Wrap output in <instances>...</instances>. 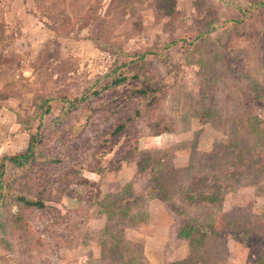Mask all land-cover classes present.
Wrapping results in <instances>:
<instances>
[{
	"label": "rangeland",
	"instance_id": "rangeland-1",
	"mask_svg": "<svg viewBox=\"0 0 264 264\" xmlns=\"http://www.w3.org/2000/svg\"><path fill=\"white\" fill-rule=\"evenodd\" d=\"M263 44L264 0H0V160L39 132L36 159L19 180L9 178V190L49 204H0V264H166L182 256L186 264H264V171H246L217 212L226 240L194 250L178 236L184 217L166 204L157 211V226L169 222L166 211L175 214L165 262L143 239L162 232L108 217L96 201L102 181L111 191L127 184L144 192L157 175L174 187L186 166L205 169L192 161L217 141L227 145L223 158H231L230 142L264 158ZM150 49L162 54L127 66L137 77L77 105L55 99L79 97L127 55ZM150 87L155 100L134 93ZM72 219L81 232L64 248L59 234ZM102 242L111 248L106 259Z\"/></svg>",
	"mask_w": 264,
	"mask_h": 264
},
{
	"label": "trees",
	"instance_id": "trees-1",
	"mask_svg": "<svg viewBox=\"0 0 264 264\" xmlns=\"http://www.w3.org/2000/svg\"><path fill=\"white\" fill-rule=\"evenodd\" d=\"M262 3V2H261ZM257 3L255 2V5ZM249 9H247L248 11ZM238 11L245 14V11L238 7ZM232 22H240L241 20H231ZM219 25L217 22L211 24L207 28V32L214 30ZM206 34V33H204ZM176 39L164 42L162 48H169L170 46L177 43ZM192 44V42H189ZM122 52H118L121 54ZM161 52L157 50H145L142 52H136L133 55H127L131 58L115 66L109 72H106L102 76L96 78V80L87 87V90L79 97L69 98L67 96L56 97L55 99L62 102L63 105L79 104L83 101H89L95 95L103 92L108 88L118 86L126 79L130 77H137L138 74L135 72L131 76L125 74L126 70L129 71L127 66L137 65L142 62L148 55H161ZM262 65L264 69V44L263 52L261 55ZM95 85L98 87L95 88ZM135 94H140L144 97L149 95L155 100V87L136 89ZM146 95V96H145ZM45 101V100H44ZM44 104L38 105L39 109H43ZM49 111L46 107L41 112ZM121 125L116 127V130L121 129ZM181 132V131H180ZM39 132L31 134L29 137L28 144L23 151H20L14 155H5L0 160V204L1 207L6 208L9 201H15L23 206H31L34 208H47L49 206L46 203L47 198L45 197H30L22 192H11L9 190L10 179L19 180L21 178V171L30 162L36 159L37 155L35 147L39 137ZM224 143L217 141L215 143V149L209 156H200L194 159L192 162L195 165L204 164L205 169L200 172H192V167L186 166L183 170L185 171L184 177L180 180L177 185L170 187L168 184L159 179L155 175L154 182L149 185L148 190L144 192H136L131 185H123L115 191L108 189V184L105 181L98 185V195L96 201L98 206L101 207V212L109 216H117L121 219L122 216H127L125 223L133 224L137 228L147 226L149 223V201L152 198L161 200L171 211L177 215L184 217L182 228L178 231L180 238H185L189 242V246H192L194 250L200 248V246L207 245L212 240L227 239L229 233H225L218 230L215 226V216L219 210H222L225 206L226 197L235 190V186L239 183L246 171H264V158L256 155H247L240 146L230 142L228 147L232 150L229 151V159L222 157V150ZM145 151V150H144ZM237 151V152H236ZM228 160L226 164H222L219 170V160L223 162ZM10 167L14 170L5 180L4 176L6 173V167ZM168 182L169 180L166 179ZM260 193V192H259ZM261 194V193H260ZM263 195V194H261ZM144 199L145 203L142 205L140 200ZM195 215H187L190 212H194ZM18 215V212L15 213ZM66 216H69V212ZM74 216V214H73ZM233 221L229 220V223ZM70 225L64 226L62 234H59V244L64 248L72 246L77 240V232H81V223H77L76 220L69 222ZM76 230V232H75ZM85 240H87L82 234ZM114 237V236H113ZM121 238V237H119ZM113 240V239H112ZM115 240V239H114ZM105 242V241H103ZM101 243L100 253L102 258L106 259L109 255L111 248H105L104 243ZM78 245L86 244V241L81 240L76 242ZM225 245V243H223ZM130 253H134L132 249H129ZM135 254V253H134ZM189 261V259H188ZM166 264H186V261L175 260L168 261ZM201 264H207L201 261Z\"/></svg>",
	"mask_w": 264,
	"mask_h": 264
},
{
	"label": "crops",
	"instance_id": "crops-1",
	"mask_svg": "<svg viewBox=\"0 0 264 264\" xmlns=\"http://www.w3.org/2000/svg\"><path fill=\"white\" fill-rule=\"evenodd\" d=\"M162 207H166L165 204L157 199V198H152L149 201V212H150V217H149V226L154 227V230L156 231H160L162 233H156V234H151V232H149V234L151 235H147L145 237H143V239L145 240L146 244L153 245V249L157 250L158 253H161L163 255V262H165V252H166V245H167V240L174 238L176 239V234L177 232L175 231V229H173L175 226V214L173 213H169L168 211H166L168 214H164V218L169 222L167 224H165L164 226H157L152 223V220L154 221L156 218V214L159 215L157 213V211H161ZM166 209V208H165ZM151 222V223H150ZM148 226V227H149ZM178 231V230H177ZM153 233V232H152ZM181 246V245H180ZM93 248V247H92ZM168 253V251H167ZM160 254V256H161ZM184 256H182L181 258H176V259H182ZM148 258V257H147ZM153 264H155L154 262H156L155 260H152V257L148 258ZM162 259V257H161ZM168 261V260H167ZM166 261V262H167ZM171 261V260H170Z\"/></svg>",
	"mask_w": 264,
	"mask_h": 264
}]
</instances>
